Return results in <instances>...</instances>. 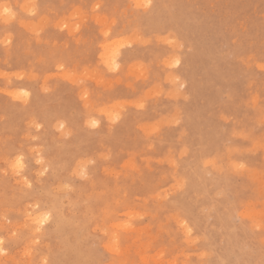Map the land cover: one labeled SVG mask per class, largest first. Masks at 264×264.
I'll list each match as a JSON object with an SVG mask.
<instances>
[{
    "label": "rangeland",
    "instance_id": "374dc122",
    "mask_svg": "<svg viewBox=\"0 0 264 264\" xmlns=\"http://www.w3.org/2000/svg\"><path fill=\"white\" fill-rule=\"evenodd\" d=\"M143 2L4 0V264L264 262V0Z\"/></svg>",
    "mask_w": 264,
    "mask_h": 264
},
{
    "label": "snow or ice",
    "instance_id": "6c2138e0",
    "mask_svg": "<svg viewBox=\"0 0 264 264\" xmlns=\"http://www.w3.org/2000/svg\"><path fill=\"white\" fill-rule=\"evenodd\" d=\"M151 6H152V5H151V0H144V2H143L142 4H138V5H137V7H144V8H146V9H147V8H150ZM95 7L98 9V8L100 7V5L97 4V5H95ZM31 11L34 13V11H35V7H34ZM103 35H104L106 38H108V33H107V32H104ZM143 42H144V43H148V42H150V38H149V40H144ZM168 43H170V44H171V43H175V41L169 40ZM129 47H131V45H129ZM180 62H181V61H180L179 58H174L171 62H169L168 67H169L170 69H175V68L177 67V65L180 64ZM106 67H107V69H108L109 72H114V71H116V69L119 67V65L116 63L115 57H113V58L111 59L110 62L106 63ZM262 67H264V65H262ZM173 83L177 85L176 91H177V94H179V93L181 92V90L184 89V84L180 82V80H179L178 77L174 78ZM46 90H47V89H45V91H46ZM24 95H26V93H25ZM185 99H187V97H185ZM135 106H136L137 108L142 109V108H144V103H143V101H137V102L135 103ZM261 111H262V114H264V105H262ZM112 118H113V120L116 119L115 116H113ZM172 123L180 124V123H181V120H180V118L177 116V117L173 118ZM91 126H92V127H96V121H92V122H91ZM61 127H63V125H61ZM154 131H155V129H154ZM261 146L264 147V143H262ZM14 167H16V168H19V167H20L19 159L17 160L16 165H14ZM233 167H234L235 169L239 170V169H244V168H245V165L242 164V163H241V164H234ZM79 175H80L82 178H85V179L87 178L83 169L80 170ZM183 186H184V181L179 180V181H178V184H177V187L180 188V189L182 190V189H183ZM49 218H50L49 215L45 214L42 218H40V219L37 221V223L40 224V225H43V224L45 223V221L49 220ZM128 226H129V225H127V224L125 225V227H128ZM185 228H186V235L190 237V236L192 235V229L187 228L186 225H185ZM36 230L39 231L40 229L37 228ZM2 243H3V241L0 240V244H2ZM262 264H264V262H262Z\"/></svg>",
    "mask_w": 264,
    "mask_h": 264
},
{
    "label": "clouds",
    "instance_id": "9594fccd",
    "mask_svg": "<svg viewBox=\"0 0 264 264\" xmlns=\"http://www.w3.org/2000/svg\"><path fill=\"white\" fill-rule=\"evenodd\" d=\"M31 10L32 9H30V11ZM14 16L15 13L11 10V7L7 3H4V0H0V21L7 23L8 21L12 20ZM4 254V251L0 250V256H3ZM202 255L207 254L202 253ZM0 264H4V261L0 260Z\"/></svg>",
    "mask_w": 264,
    "mask_h": 264
},
{
    "label": "bare ground",
    "instance_id": "6f19581e",
    "mask_svg": "<svg viewBox=\"0 0 264 264\" xmlns=\"http://www.w3.org/2000/svg\"><path fill=\"white\" fill-rule=\"evenodd\" d=\"M30 2V1H29ZM113 3V2H112ZM165 5H166V3H165ZM172 5V4H171ZM36 6V5H35ZM34 6V7H35ZM36 8V7H35ZM56 10V9H55ZM143 13V12H142ZM149 14V13H148ZM169 14V13H168ZM181 14V13H180ZM181 18H183V17H181ZM208 18V17H207ZM109 24V23H108ZM117 24V23H116ZM199 24V23H198ZM170 25V24H169ZM175 25V24H174ZM34 26V25H33ZM37 26H39V25H37ZM150 26V25H149ZM182 26V25H181ZM34 27H36V26H34ZM38 28L39 27H37V29H34V32H35V30H37V31H39L38 30ZM197 28V27H196ZM40 29V28H39ZM166 29V28H165ZM41 30V29H40ZM187 31V30H186ZM188 35V34H187ZM192 36V35H191ZM11 37V36H10ZM2 38H6V37H2ZM8 38L9 37H7V40H8ZM191 38V37H190ZM224 39V38H223ZM4 40V39H3ZM9 40H10V38H9ZM5 41V40H4ZM3 44V43H2ZM93 44V43H92ZM217 44V43H216ZM122 46H123V44H122ZM112 47H114V46H112ZM119 47V46H118ZM203 47V46H202ZM124 48V47H123ZM197 48V47H196ZM118 49V48H117ZM122 49V48H121ZM197 51H199V50H197ZM219 51V50H218ZM205 53V52H204ZM141 55V54H140ZM182 55V54H181ZM117 56V55H116ZM118 57V56H117ZM208 57V56H207ZM121 58V57H120ZM108 61H109V59H108ZM184 63V62H183ZM136 69V68H135ZM134 70V69H133ZM132 74V73H131ZM135 74V73H134ZM212 75V74H211ZM18 91V90H17ZM218 100V99H217ZM59 119V118H58ZM58 122H61V121H58ZM62 123V122H61ZM63 124V123H62ZM66 124V123H65ZM68 124V123H67ZM64 125V124H63ZM65 127V126H64ZM68 130V129H67ZM66 130V131H67ZM70 130V129H69ZM203 133V132H202ZM20 146V145H19ZM211 164V163H210ZM57 168V167H56ZM147 197V196H146ZM252 211V210H251ZM206 217V216H205ZM203 226V225H202ZM185 235V234H184ZM131 243V242H130ZM1 246V245H0ZM3 249V248H2ZM115 249V248H114ZM11 259V258H10ZM121 263V262H120ZM122 264V263H121ZM165 264V263H164Z\"/></svg>",
    "mask_w": 264,
    "mask_h": 264
}]
</instances>
